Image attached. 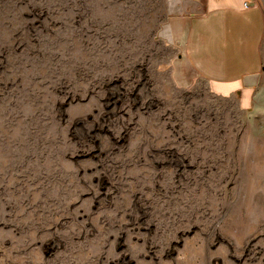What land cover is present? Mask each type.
<instances>
[{
	"label": "rangeland",
	"instance_id": "obj_1",
	"mask_svg": "<svg viewBox=\"0 0 264 264\" xmlns=\"http://www.w3.org/2000/svg\"><path fill=\"white\" fill-rule=\"evenodd\" d=\"M204 0H0V264H264V111L187 59Z\"/></svg>",
	"mask_w": 264,
	"mask_h": 264
},
{
	"label": "crops",
	"instance_id": "obj_2",
	"mask_svg": "<svg viewBox=\"0 0 264 264\" xmlns=\"http://www.w3.org/2000/svg\"><path fill=\"white\" fill-rule=\"evenodd\" d=\"M186 54L210 91L264 111V0H204Z\"/></svg>",
	"mask_w": 264,
	"mask_h": 264
}]
</instances>
